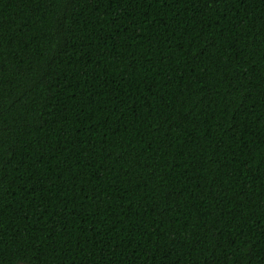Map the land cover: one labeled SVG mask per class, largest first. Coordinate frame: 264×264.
<instances>
[{
	"label": "trees",
	"instance_id": "1",
	"mask_svg": "<svg viewBox=\"0 0 264 264\" xmlns=\"http://www.w3.org/2000/svg\"><path fill=\"white\" fill-rule=\"evenodd\" d=\"M0 264H264V0H0Z\"/></svg>",
	"mask_w": 264,
	"mask_h": 264
}]
</instances>
